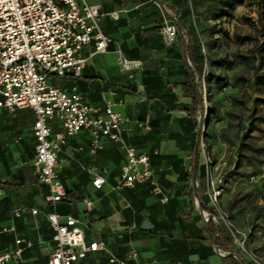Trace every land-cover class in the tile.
<instances>
[{"label":"crops","instance_id":"crops-1","mask_svg":"<svg viewBox=\"0 0 264 264\" xmlns=\"http://www.w3.org/2000/svg\"><path fill=\"white\" fill-rule=\"evenodd\" d=\"M86 1L101 5V28L113 42L107 53L89 60L80 79L69 76L59 79L58 85L70 90L76 84L91 103H100L105 97L126 118L123 135L129 144L149 155H175L182 163L175 167L166 162L154 166L155 179L169 197L163 202L152 193L149 183L117 188L126 157L124 150L109 143L91 155L90 135L81 133L69 140L59 156L58 168L66 196L57 213L80 218L86 241L105 242L119 258L135 249L153 264H252L250 255H255L253 250L257 248L251 239H247V253H243L224 228L218 232L215 223L203 217L209 207L202 152L196 156L191 140L184 139V135L178 141L165 134L156 135L157 141L152 138L150 121L170 114L171 120L165 127L172 134H182L183 121L192 110V101L184 97L182 90L186 55L183 39L170 46L164 42L160 14L152 0ZM167 1L174 10L184 13V0ZM112 12H118L119 17L113 18ZM116 51L141 62L134 81L120 73ZM154 69L177 96L172 110L160 105L158 95L148 92L142 84V72ZM34 122L31 109L15 113L0 110V224L10 229L0 236V241L2 249L18 238L32 242L20 264H48L55 248L54 231L46 219V213L52 210L45 201L48 187L39 183L33 166ZM81 147L85 148L82 152ZM97 175L106 178L100 189L93 186ZM161 177L166 185L161 184ZM227 185L221 202L238 224L240 211L233 201L236 189L231 179ZM17 209L23 210L20 217L14 216ZM33 210L38 213L33 214ZM247 217L250 219V214ZM105 255L100 251L91 253L87 264H106Z\"/></svg>","mask_w":264,"mask_h":264},{"label":"built area","instance_id":"built-area-1","mask_svg":"<svg viewBox=\"0 0 264 264\" xmlns=\"http://www.w3.org/2000/svg\"><path fill=\"white\" fill-rule=\"evenodd\" d=\"M152 1L160 14L164 42L173 45L179 32L185 33L180 13L165 0ZM102 15L100 4L86 0H0V110L15 113L31 109L35 116L33 166L39 183L48 187L45 201L52 207L46 219L54 231L55 248L48 264H87L89 255L97 251L106 254L109 264H153L135 249L125 258H119L108 250L105 242H87L80 218L57 213L66 196L58 168L59 156L69 140L79 134L90 135L88 152L91 155H96L109 143L124 150L126 157L117 188H135L149 183L153 194L160 196L163 202L169 199L155 179L149 154L139 152L124 137L126 118L114 109L115 104L105 97L100 103H91L76 84L68 90L57 83L69 76L80 79L91 58L109 51L113 38L102 31ZM110 15L115 19L119 17L118 12ZM116 60L121 72L134 81L141 62L128 59L120 51H116ZM111 95L116 94L111 92ZM144 126L151 129L149 125ZM84 150L79 148L80 152ZM203 164L209 207L203 217L207 222L213 221L218 232L224 228L238 250L247 253L246 232L221 202L224 178L218 174L211 156L205 154ZM105 183L102 175L93 180L97 189ZM87 205L92 203L87 202ZM22 211L15 210L14 216L20 217ZM32 213L37 214L38 210ZM9 231L0 224V236ZM32 245L26 238H18L13 245L2 249L0 241V264L22 263L24 251ZM250 261L264 264L256 255H250Z\"/></svg>","mask_w":264,"mask_h":264},{"label":"rangeland","instance_id":"rangeland-1","mask_svg":"<svg viewBox=\"0 0 264 264\" xmlns=\"http://www.w3.org/2000/svg\"><path fill=\"white\" fill-rule=\"evenodd\" d=\"M185 1L191 12L185 22L199 32L194 41L206 50L198 47L205 109L200 152L211 156L226 183L224 189L232 180L234 207L240 211L236 224L255 243L253 253L264 262V104L256 101L264 98V87L256 85L259 68L264 70L256 46L262 42L264 3L260 7L259 0H248L230 16L219 17L220 0ZM237 35L257 41L241 44ZM251 122L259 131L249 132Z\"/></svg>","mask_w":264,"mask_h":264},{"label":"trees","instance_id":"trees-1","mask_svg":"<svg viewBox=\"0 0 264 264\" xmlns=\"http://www.w3.org/2000/svg\"><path fill=\"white\" fill-rule=\"evenodd\" d=\"M246 1L248 0H220L221 12L219 17L230 16L237 5ZM263 3L264 0H259L257 2L258 6L260 7ZM178 12L180 13V24L185 30V33L180 31L177 40L179 38L183 39L184 45L186 47V55L183 58V65H185V82L182 85V90L184 93V97L191 99L192 110L189 111L188 116L185 118V122L183 121V123L185 124L182 126V134H172L168 131L167 127H165V125L168 124L171 120L170 114L164 117L155 118L154 120L150 121V125L152 126V138L155 141H157L156 135L165 134L167 135L168 139L177 141L180 139L181 135H184V139L191 140L193 144V150L195 151L196 156L199 157L201 140L204 135L202 125L203 121L205 120V109L203 100L204 76L202 74V55L199 53L198 47L199 50H201L202 52H206V50L203 51L202 46L200 48V45L198 46V44H196L194 41L196 38L199 39V32H194L190 24H187V22H185V19L189 18L191 14L189 9L186 8L184 13L182 11ZM236 38L237 41L241 44H245L246 42L257 41V38L250 36L237 35ZM256 46L258 49V53L261 57V63H264V28L262 32V42L256 44ZM240 58L245 61L250 60L249 57L244 55H241ZM259 69L262 72L256 76V85L258 87H264V70L262 67ZM141 79L142 84L148 92H152L153 94L158 95L160 105L167 108L168 110H172L175 108V101L177 100V96L173 92L171 87L167 83H165L163 75H161L158 70H144L142 72ZM256 101L261 104H264V98H259ZM262 121H264V119ZM259 129V126H256L251 122L249 132L259 131ZM149 156L153 169L154 166L161 162H166L174 167L182 163V160L175 155L153 153ZM160 182L162 185L167 184L164 178L162 177L160 178ZM106 264H109L107 256Z\"/></svg>","mask_w":264,"mask_h":264}]
</instances>
